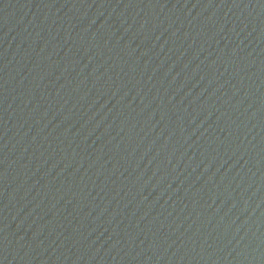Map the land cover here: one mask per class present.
Segmentation results:
<instances>
[{
    "label": "water",
    "instance_id": "obj_1",
    "mask_svg": "<svg viewBox=\"0 0 264 264\" xmlns=\"http://www.w3.org/2000/svg\"><path fill=\"white\" fill-rule=\"evenodd\" d=\"M0 264H264V0H0Z\"/></svg>",
    "mask_w": 264,
    "mask_h": 264
}]
</instances>
